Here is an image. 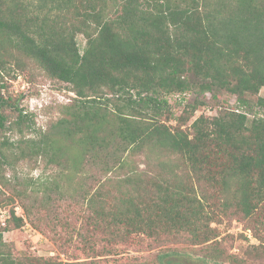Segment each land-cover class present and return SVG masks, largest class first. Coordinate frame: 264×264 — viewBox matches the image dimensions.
I'll return each mask as SVG.
<instances>
[{
    "label": "trees",
    "instance_id": "obj_1",
    "mask_svg": "<svg viewBox=\"0 0 264 264\" xmlns=\"http://www.w3.org/2000/svg\"><path fill=\"white\" fill-rule=\"evenodd\" d=\"M63 1L74 9L76 22L45 33L14 10L6 12V0H0V73L10 42L77 96L53 129L29 137L28 115L16 106L17 117L9 121L4 109L10 104L0 85V129L9 121L19 133L15 142L0 139V183L6 186L2 167L15 157L43 158L46 165L70 170L85 158L98 160L104 174L128 172L116 178L115 192L106 180L80 188L89 212L86 231L78 230L83 248L97 254L99 234L108 241V254L119 244L151 238L157 245H204L206 258L235 264L228 247L219 250L226 236L220 225L241 218L247 230L255 229L260 244L252 247L263 254L264 96H253L264 87V0ZM77 33L86 39L83 48ZM197 85L215 98L219 90L236 95L242 109L201 114L187 125L204 103L197 100L176 125L155 120L168 107L162 92ZM132 90L135 97L122 101ZM107 93L117 97L113 108ZM140 153L146 164L141 170L132 160ZM155 154L163 157L159 170L151 164ZM52 185L45 190H57L62 198L76 195L56 180ZM10 217L15 227L23 225L14 211ZM3 231L0 264H55L45 257H16ZM72 237L54 238L64 247ZM171 253H159L156 262L168 264Z\"/></svg>",
    "mask_w": 264,
    "mask_h": 264
},
{
    "label": "rangeland",
    "instance_id": "obj_2",
    "mask_svg": "<svg viewBox=\"0 0 264 264\" xmlns=\"http://www.w3.org/2000/svg\"><path fill=\"white\" fill-rule=\"evenodd\" d=\"M74 2L73 5L77 4ZM3 9L6 12L14 10L22 15L24 23L28 19L32 27L45 33L52 28L69 27L72 22H76L74 9H69L63 0H6ZM76 38L83 48L86 43L84 35L77 33ZM3 52L8 54H5L6 63L0 73V85L3 97L10 104L4 109L9 121L16 119L15 107L18 106L28 115L29 137L53 129L58 119L65 115V107L73 103L77 96L67 83L51 77L38 62L18 51L10 42L5 43ZM130 94L135 97V91L132 90L121 97L122 101H126ZM217 94L218 97L215 98L212 92L200 93L198 85L185 92H162L160 96L168 101V107L155 120L176 125L179 118L189 111V108L185 110L189 103L197 100H203L204 103L198 106L187 125L201 114L211 117L221 110L242 109L236 95L224 90L217 91ZM257 96H264V87L253 98ZM106 97L112 99L108 106L113 108L117 97L109 93ZM149 113L153 115L152 110ZM9 121L5 128L0 129V139L15 142L19 133L15 127L11 129L13 123L10 124ZM72 151L78 152V148ZM144 158L141 153L132 158L134 166L139 167V170L146 166ZM162 158L156 154L151 156V164L155 170H159V159ZM45 162L43 158L28 160L15 157L11 164L2 167L7 184L3 186L0 183V231L4 230V240L9 243L16 257H45L52 259L55 264L85 259L97 261L98 264H159L156 262L157 255L171 251V255L165 259L168 264H219L205 257L207 248L204 245L187 242L164 241L157 245L151 238H143L142 242H138L137 238L134 242L112 247V254H108L105 252L109 247L108 241L99 234L94 244L97 254L92 249L83 248L78 230L86 231V216L89 212L79 197L80 188L97 186L99 182L106 180V188L114 190L116 178L125 176L128 169L104 174L99 161L89 158L83 160L78 170L64 169L55 164L46 165ZM68 173L71 175H67ZM53 180L58 181L65 190L76 191V195L71 197L67 194L62 198L57 190H45L46 186L53 188ZM43 181L49 182L39 185ZM48 195L52 197L49 198ZM11 211L24 218L21 227H15L16 222L10 217ZM248 227L249 224L241 218L234 219L225 226L220 225V229L226 231L223 234L226 236L219 250L228 247L229 253L235 256V264H264V253L258 255L252 247L260 244L254 235L255 229L251 228L254 234L250 236ZM71 235L74 238L72 244L61 247L55 242L54 237L65 240ZM223 264L233 263L226 260Z\"/></svg>",
    "mask_w": 264,
    "mask_h": 264
},
{
    "label": "built area",
    "instance_id": "obj_3",
    "mask_svg": "<svg viewBox=\"0 0 264 264\" xmlns=\"http://www.w3.org/2000/svg\"><path fill=\"white\" fill-rule=\"evenodd\" d=\"M248 233H249V235H250V236L252 235V233H251V231H250V230H248Z\"/></svg>",
    "mask_w": 264,
    "mask_h": 264
}]
</instances>
